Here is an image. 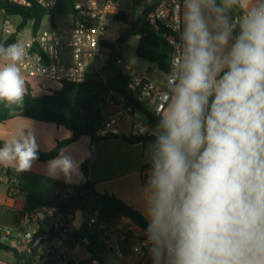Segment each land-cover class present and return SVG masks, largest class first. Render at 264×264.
I'll return each mask as SVG.
<instances>
[{
    "label": "clouds",
    "instance_id": "obj_1",
    "mask_svg": "<svg viewBox=\"0 0 264 264\" xmlns=\"http://www.w3.org/2000/svg\"><path fill=\"white\" fill-rule=\"evenodd\" d=\"M143 189L152 264H264V0H181ZM22 42L0 44V104L27 95ZM37 158L23 130L0 166ZM73 161L49 162L67 174Z\"/></svg>",
    "mask_w": 264,
    "mask_h": 264
},
{
    "label": "built area",
    "instance_id": "obj_2",
    "mask_svg": "<svg viewBox=\"0 0 264 264\" xmlns=\"http://www.w3.org/2000/svg\"><path fill=\"white\" fill-rule=\"evenodd\" d=\"M5 1L25 8L35 6L48 13L46 17L49 20V28L42 29L40 24L37 31L33 30L31 22L23 29L17 30L21 21L16 26H12L5 21L3 33L6 37L17 34L15 43L22 42L28 49V56L21 63L24 78L39 79L55 84L84 83L95 76H98L99 80L103 82L107 81L101 77L99 66H104L107 63L103 58V52L106 49L104 43L108 41L107 37L110 25L114 22V17L122 12L121 4L124 0H71L70 13H56L59 5L66 0ZM180 4L181 0H157L156 4L147 11L145 18L155 29L159 25H163L171 31V34L166 36V41L172 52L178 37L175 24L179 22ZM51 13L53 14V21H51ZM59 17L67 20L60 23L58 22ZM27 27H29L28 31H26ZM122 63L120 57H115V65ZM128 76L127 89L151 114L157 116L156 106L158 103L162 106L164 100L163 85L156 83L139 71L132 70V74ZM110 93L112 94L111 97H114L118 103L115 104L112 99H107L108 103L115 106L116 110L110 119L104 123L105 129L111 128L117 121L122 119L133 120L132 110L130 107L125 106L124 98L114 91H110ZM133 128L136 133L151 134L148 128L137 122L133 123ZM69 191L68 188L65 190L66 193H69ZM49 209L51 208L44 207L26 214V224L31 221L34 229L27 227V230L22 228L12 232L0 228V242H15L17 245L25 244L29 248V244L39 230H52L57 237L62 236L58 237L61 241L67 238L73 230L72 223L61 212H59V216L55 221L48 222L45 213ZM52 210L57 211L55 208H52ZM99 216L100 211L98 208L86 210L82 213L81 228L83 227L88 234L95 235L100 241L113 247V252L120 257L123 255L116 247V243L120 237L126 234L130 235L133 240L131 253L141 259L147 255L146 240L135 234L136 225L132 222L125 223L122 221L123 217L118 218L112 224H106L99 221ZM58 259L66 264H74L72 257L52 256L49 250L45 253L43 264H52Z\"/></svg>",
    "mask_w": 264,
    "mask_h": 264
},
{
    "label": "crops",
    "instance_id": "obj_3",
    "mask_svg": "<svg viewBox=\"0 0 264 264\" xmlns=\"http://www.w3.org/2000/svg\"><path fill=\"white\" fill-rule=\"evenodd\" d=\"M143 6L135 5V0H124L121 4V10L125 13L129 22H134L147 9L152 8L157 0H143ZM3 14V11L0 10ZM110 25L109 35L107 40L109 43H115L120 39L119 43L111 48L105 49L103 58L107 61L106 65L99 66L100 75L103 79L112 81L115 79L116 72L119 70L114 63L109 64L110 56L113 54L120 57L124 63L123 69H131L130 62L139 64L144 72H156L155 64L142 59H133L126 61L125 46L128 38L133 34L129 31L122 22H112ZM135 38V48L139 39L138 35H133ZM140 71V70H139ZM147 73V72H146ZM128 75V74H127ZM156 82V81H155ZM158 83V82H156ZM160 84V83H158ZM163 85V84H160ZM116 110L115 106L107 105L104 111L108 114V118L112 116ZM105 116V115H104ZM106 117V116H105ZM124 120V121H122ZM117 121L114 130L110 132L104 131L102 122L101 135L115 134L119 136L135 135L132 120L122 119ZM107 120L104 121L107 122ZM134 121V119H133ZM149 132H152V127H146ZM23 130L25 134H31L37 145V152H48L54 145L61 140L72 137V132L64 127L55 124L32 120L29 118L16 117L0 122V140H5L10 136ZM90 137L82 135L76 138L73 142L65 146L57 157H68L74 163V169L65 174L57 170L55 174L49 171V161L33 160L31 167L27 171L17 172L14 168H8V176L0 175V228L16 232L23 227H31L33 223L26 224V214L24 212L25 194L34 193L50 198L58 192V187L55 181L64 184L77 185L80 182V166L89 155ZM147 147H143L141 143L128 144L122 139H106L99 141L95 148L94 154L88 165V179L93 182L94 189H100L98 193L112 194L125 203L133 206L144 216V199L143 189L147 181V171L150 168V161L147 157ZM56 157V158H57ZM148 164L149 168L141 170V166ZM2 166H0L1 169ZM143 177V178H142ZM11 186V195L8 192V187ZM41 211V210H40ZM83 213V212H82ZM45 216L48 217V222L55 221L59 212L49 209ZM68 220L72 223L73 216H68ZM125 223L131 222L129 218L123 217ZM135 234L143 240H146L145 232L135 226ZM58 241L49 239L44 252L51 251L52 256L60 255L66 258H73L74 264H99L95 256L92 255L86 248V242L76 240L70 247H67L63 241L56 237ZM10 247L18 251V255L4 253L5 256H0V264H43L45 254L40 257V263H25L29 256L27 253V245L19 247L15 242L7 243ZM35 256V255H34ZM33 257V256H32ZM22 259L23 262H22ZM103 264H152L151 257L147 251V255L141 259L137 255L130 253L127 256H118L117 254L109 253L103 256ZM55 264H66L61 260H57Z\"/></svg>",
    "mask_w": 264,
    "mask_h": 264
},
{
    "label": "trees",
    "instance_id": "obj_4",
    "mask_svg": "<svg viewBox=\"0 0 264 264\" xmlns=\"http://www.w3.org/2000/svg\"><path fill=\"white\" fill-rule=\"evenodd\" d=\"M70 1L71 0H66L64 3L59 5L56 13H70ZM149 9L145 10L134 22H129L123 12L116 15L114 17V21L126 24L129 31L133 35L139 36L135 48L136 57L155 64L159 71L166 74L170 70V57L172 54V49L166 41V36L171 34V31L163 25H159L158 28L155 29L145 19L146 13ZM0 10L3 11L4 16H19L21 18V23L17 30L23 29L31 22L33 30L37 31L43 18L48 15V13L44 10L35 6L25 8L7 3L5 0H0ZM50 16L51 21H53V14L51 13ZM15 40V36L11 35L1 44L7 46L8 44L15 43ZM119 41L120 39L112 44L107 41L104 43V46L111 48L119 43ZM115 57L116 56L113 54L110 56L109 66L114 63ZM99 79L100 78L98 76H95L84 83H59L56 84L53 92L43 94L40 97L32 96L29 90V85L26 83L27 95L22 109L16 108L15 106L7 108L3 104H0V122L16 117H22L55 124L72 132L71 138L58 141L50 151L43 153L37 152V160L43 162L53 160L59 155L65 146L73 142L79 136L87 135L90 137L89 155L80 166V182L77 185H70L55 181V184L58 187V192L50 198L39 194L26 193L24 212L33 213L44 207L55 208L58 212L63 213L65 217H74V212L76 210L85 212L90 208H98L100 211V222L112 224L118 218L126 217L129 218L134 225L145 232L148 222L141 212L112 194L98 193L95 191V184L88 179V165L99 141L106 139H122L128 144L141 143L143 147H147L154 141L155 137L151 134L148 135L139 133L130 136L99 134L103 128L100 117H94L90 113L87 101L82 102V108L79 109L75 104L76 94L80 91L87 90L88 87L98 83L103 89L114 91L121 95L124 98L125 106L131 108L132 114H134L135 111L141 112L146 118L149 126L155 127L158 123L159 117L151 114L140 102L135 99L134 95L127 89L129 76L121 70H117L115 79L112 81L103 82ZM3 142V140H0V146L3 145ZM146 168H149L148 164L141 166V170ZM8 174V168L1 167L0 175L7 177ZM67 188L70 190L69 193L65 192ZM11 189L12 187L9 186L8 192L10 195L12 194ZM85 195H89L91 197L94 205L93 207H88V204L84 199ZM42 232L44 231H37L34 238ZM54 237H57V235L53 234L50 239ZM76 240H83L86 242V248L92 255L95 256L98 263L103 262V256L105 254L113 253L114 251L113 247L105 244L103 241H100L95 235L88 234L83 227L78 231L73 229L72 232L68 234L67 238L62 239L63 243L67 247H70ZM132 245L133 240L131 236L127 234L120 237L116 243V247L123 256H127L131 253ZM92 247H95V252L92 250ZM0 253H11L15 256L18 255V251L15 248L10 247L7 243L3 242H0ZM55 262H57V260Z\"/></svg>",
    "mask_w": 264,
    "mask_h": 264
},
{
    "label": "rangeland",
    "instance_id": "obj_5",
    "mask_svg": "<svg viewBox=\"0 0 264 264\" xmlns=\"http://www.w3.org/2000/svg\"><path fill=\"white\" fill-rule=\"evenodd\" d=\"M145 4V2H143V0H135V5H137V7L139 6H143ZM64 20H67L66 18H58V22H63ZM5 21H7L9 24H11L12 26H16L20 23L21 19L18 16H7L5 17L4 14H2L0 12V44L4 42V40L7 38L6 35L3 33V27L5 25ZM113 25V24H111ZM49 20L47 19V17L45 16L42 20L41 23V28L42 29H47L49 28ZM128 28V26L125 24V28ZM29 27H27L26 31H28ZM134 46H135V38L132 35L131 37L128 38V42L125 46V59L126 61H133V59H136V55L134 54ZM139 59V58H138ZM123 65L119 64V65H115L119 68V70H121L123 73L131 75L132 74V70L133 71H139L142 72L144 74H146L150 79L163 84V81L165 79V74L162 73L161 71H159L157 68L156 72H150V71H145L139 67V64H133V62H130L129 67L131 69H123ZM147 72V73H146ZM26 83H28L29 85V90L32 96L34 97H40L43 94H48L53 92L54 87L56 86L55 83L53 82H48V81H44V80H39V79H25ZM108 81V80H107ZM112 94L110 93L109 90H105L102 87L99 86V84H95L92 85L90 87H88L87 90H83L78 92V94H76V98H75V104L76 106L81 109L82 108V102L87 101L88 102V107L90 110V113L94 116V117H100L101 119V123L103 122L104 125V121L105 120H109V116L108 114L104 111V109L107 107V105L109 106L110 104L108 103L107 99L110 98L113 100V102L115 104H117L118 102L115 101L114 97H111ZM84 113V112H83ZM106 117H105V116ZM133 119L132 123L137 122L139 124H141L143 127H149L146 118L144 117V115L139 112V111H135L133 114ZM124 121V120H122ZM115 127H117L116 125H113L111 128L109 129H105V132H110L112 130L115 129ZM155 127H152V130ZM136 132V131H135ZM100 189H97V192ZM84 199L86 200L88 207H93V203L91 200V197L89 195H85ZM85 217V216H84ZM74 218V217H73ZM85 220V219H84ZM30 229H34V225L30 227ZM23 230H27V227H23ZM58 237H62V236H58ZM52 241H58L56 237L51 239ZM11 243V242H10ZM25 246V244H23ZM23 245H18L19 247H24ZM26 247V246H25ZM45 247H47V243H42L36 250L35 256H30L28 248H27V253H28V260L25 263H40V257H43V255L45 254L44 250ZM6 254L4 253H0V256H5ZM24 259H22L23 262Z\"/></svg>",
    "mask_w": 264,
    "mask_h": 264
},
{
    "label": "water",
    "instance_id": "obj_6",
    "mask_svg": "<svg viewBox=\"0 0 264 264\" xmlns=\"http://www.w3.org/2000/svg\"><path fill=\"white\" fill-rule=\"evenodd\" d=\"M17 34H15L16 36ZM82 224V211L76 210L74 212V218L72 220V227L74 230L78 231L81 228ZM53 235L52 230L44 231L40 235L36 236L34 240L30 243L28 251L30 256H34L37 248L44 242L48 241ZM92 250L95 252V247H92ZM103 264V263H99Z\"/></svg>",
    "mask_w": 264,
    "mask_h": 264
}]
</instances>
